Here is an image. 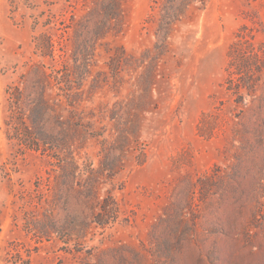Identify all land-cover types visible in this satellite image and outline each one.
Masks as SVG:
<instances>
[{"label":"rangeland","instance_id":"obj_1","mask_svg":"<svg viewBox=\"0 0 264 264\" xmlns=\"http://www.w3.org/2000/svg\"><path fill=\"white\" fill-rule=\"evenodd\" d=\"M0 264H264V0H0Z\"/></svg>","mask_w":264,"mask_h":264},{"label":"trees","instance_id":"obj_2","mask_svg":"<svg viewBox=\"0 0 264 264\" xmlns=\"http://www.w3.org/2000/svg\"><path fill=\"white\" fill-rule=\"evenodd\" d=\"M29 148L34 149V150H37L36 145H30Z\"/></svg>","mask_w":264,"mask_h":264}]
</instances>
